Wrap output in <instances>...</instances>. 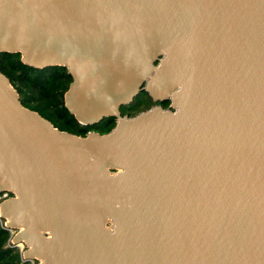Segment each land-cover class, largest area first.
<instances>
[{"label": "water", "instance_id": "1", "mask_svg": "<svg viewBox=\"0 0 264 264\" xmlns=\"http://www.w3.org/2000/svg\"><path fill=\"white\" fill-rule=\"evenodd\" d=\"M0 53L65 67L60 132L0 73V218L38 264H264V0H0ZM153 107L119 109L140 93Z\"/></svg>", "mask_w": 264, "mask_h": 264}, {"label": "trees", "instance_id": "2", "mask_svg": "<svg viewBox=\"0 0 264 264\" xmlns=\"http://www.w3.org/2000/svg\"><path fill=\"white\" fill-rule=\"evenodd\" d=\"M20 53H0V73L9 80L18 94L21 105L38 113L60 132L85 136L89 132L108 133L115 126L114 118H105L94 125L79 124L65 110L64 95L70 86V75L65 67L52 66L34 69L23 64ZM145 92H140L133 101L119 109L120 115L130 117L147 110L152 104ZM0 218V264H28L21 262L17 247L9 245L10 232Z\"/></svg>", "mask_w": 264, "mask_h": 264}, {"label": "built area", "instance_id": "3", "mask_svg": "<svg viewBox=\"0 0 264 264\" xmlns=\"http://www.w3.org/2000/svg\"><path fill=\"white\" fill-rule=\"evenodd\" d=\"M12 197L11 193H9L8 191H3L0 193V204L8 199H10ZM6 221L4 222L3 226L10 232V241H9V245L15 246L18 248L20 256H21V262L22 263H28V264H38V262L36 260H29L27 258H23V253L26 251V247L23 244H19L16 245L12 242V239L15 235V231L10 230L8 227H6Z\"/></svg>", "mask_w": 264, "mask_h": 264}, {"label": "flooded vegetation", "instance_id": "4", "mask_svg": "<svg viewBox=\"0 0 264 264\" xmlns=\"http://www.w3.org/2000/svg\"><path fill=\"white\" fill-rule=\"evenodd\" d=\"M151 102H152V101H151ZM154 104H156V103H153V102H152V104L150 105V107H149V108L153 107V106H154ZM149 108H148V109H149ZM137 114H138V113H137ZM126 115H127V116H129L128 114H126ZM124 116H125V115H124ZM129 117H130V116H129Z\"/></svg>", "mask_w": 264, "mask_h": 264}]
</instances>
